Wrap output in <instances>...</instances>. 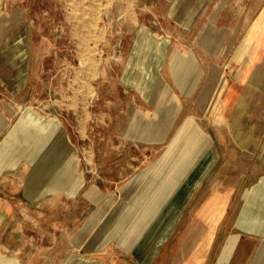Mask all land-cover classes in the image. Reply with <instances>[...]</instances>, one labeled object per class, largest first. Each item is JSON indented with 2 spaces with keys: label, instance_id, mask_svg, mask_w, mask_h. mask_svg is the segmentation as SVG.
I'll return each instance as SVG.
<instances>
[{
  "label": "crops",
  "instance_id": "crops-1",
  "mask_svg": "<svg viewBox=\"0 0 264 264\" xmlns=\"http://www.w3.org/2000/svg\"><path fill=\"white\" fill-rule=\"evenodd\" d=\"M212 2L167 0L166 8L171 9V15L176 9H192L186 14L190 20L183 22L187 27L197 22L199 9L210 8ZM248 9L250 15L242 18L249 27L235 49L236 75L219 84L223 93L218 90L217 110L209 113L208 106L201 116L214 118L207 131L199 127V122L203 123L200 116L187 107L185 110L204 80L205 50L189 44L180 47L179 38L172 34L155 40L156 47L149 49L146 31L141 29L134 49L127 54L124 71L131 70L136 55L142 65L149 61L155 66L153 79L139 87L144 88L145 104L155 110L152 132L161 146L153 162L124 178L114 192L101 191L84 181L78 148L70 141L60 115L42 116L31 109L13 112L0 102V188L3 182H18L24 199L80 195L97 204L89 223L72 236L71 245L78 252L60 256L56 264H145L147 238L169 228L185 203V223L180 228L174 226L178 230L170 239L164 264H264V22L260 26L264 0H252ZM28 18L12 16L1 21L8 26L0 30V72L12 74L3 80L0 75V82L16 93L27 87L35 71L44 70L37 59L46 47L33 42L26 30ZM70 20L66 27L80 45L76 50L80 54L89 50L85 53L97 57L100 52L94 35L80 34L78 23ZM88 39L90 47L84 49L81 45ZM244 42L247 46L243 48ZM7 50L12 55L9 60ZM22 55L30 57L26 67L17 63ZM93 59L87 71H100L98 58ZM259 62L261 85L253 81ZM68 102L84 101L80 96ZM230 103L233 110L227 113L228 118H221L220 112ZM76 110L80 119L87 114ZM148 116L144 120L149 121ZM222 120L232 138L227 145L221 143L218 131ZM37 135H42V142ZM17 205L16 196L0 191V264L35 262L33 255L27 254L24 260L14 254V242L1 234L11 227L7 221L18 212ZM160 258L162 254L156 256L155 263Z\"/></svg>",
  "mask_w": 264,
  "mask_h": 264
},
{
  "label": "rangeland",
  "instance_id": "rangeland-1",
  "mask_svg": "<svg viewBox=\"0 0 264 264\" xmlns=\"http://www.w3.org/2000/svg\"><path fill=\"white\" fill-rule=\"evenodd\" d=\"M251 2L213 0L210 8L199 9L201 15L197 22L185 27L183 22L190 20L186 14L192 9H176L175 15H171V9L166 8L167 0H0V30L8 26V22L1 24L3 19L12 16L26 18L28 15V25L24 27L29 30L34 43L41 42L46 47L45 54L37 59L44 70L35 71L28 78L27 87L18 93L7 83L0 82V102L13 112L31 109L42 116L60 115L70 141L78 148L84 181L98 186L101 191L114 192L124 178L153 162L161 146L155 142V133L152 132L155 110L145 104L144 88L139 87L149 78L153 79L155 66L149 65V61L142 65L140 56L136 55L131 70L124 71L127 54L134 49L141 29L146 31V47L149 49L156 47L155 40L172 34L179 38L180 47L189 44L205 50L204 80L192 103L185 105V110L187 107L195 116L201 117L206 107H210L211 113V109L214 111L217 106L218 92L223 93L219 84L236 75L235 49L244 41L242 37L249 27L242 17L249 13ZM69 18L70 23L74 20L78 23L80 34L94 35L93 40L100 52L97 57L85 53L89 50H84L83 54L76 50L80 45L75 43L66 27ZM25 22L27 24V20ZM262 22L264 10L260 26ZM90 41H84L81 47H90ZM246 46L244 42L242 47ZM6 52L9 60L11 51ZM29 58V55H22L17 63L26 67ZM93 58H98L100 71H87ZM261 63L253 74V81L259 85L263 74L260 73ZM11 74L0 72L1 78ZM80 96L84 102H68ZM14 101L18 102L17 105H10ZM233 107L234 104L230 103L225 112H220V117L228 118L227 113ZM76 109L87 113L86 116L78 118ZM146 116L149 121L144 120ZM213 119L212 115L201 117L203 123L199 122V127L207 131L208 126L213 125ZM218 127L221 143H231L225 121L219 122ZM36 139L42 142L43 137L37 135ZM0 191L18 198V212L7 221L12 225L1 233L3 239L14 242V254L24 260L27 254L35 256L33 264H56L60 256L78 252L71 245L72 236L76 229L91 220L97 204L80 195L51 194L39 199H24L20 197L21 184L18 182H3ZM186 208L185 203L178 211V218L175 216L173 224L157 235L156 240L154 234L147 238L145 264L165 263L169 257L170 239L178 230L174 226L180 228L185 223ZM154 223L146 227L147 232ZM161 254L160 262L155 263L156 256L161 257ZM131 264L134 263L131 261Z\"/></svg>",
  "mask_w": 264,
  "mask_h": 264
}]
</instances>
